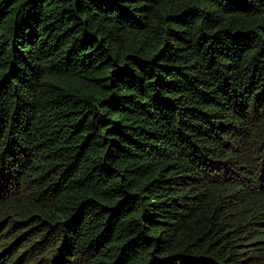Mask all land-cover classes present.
I'll return each mask as SVG.
<instances>
[{"label": "trees", "instance_id": "obj_1", "mask_svg": "<svg viewBox=\"0 0 264 264\" xmlns=\"http://www.w3.org/2000/svg\"><path fill=\"white\" fill-rule=\"evenodd\" d=\"M0 264H264V0H0Z\"/></svg>", "mask_w": 264, "mask_h": 264}]
</instances>
